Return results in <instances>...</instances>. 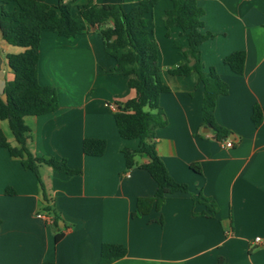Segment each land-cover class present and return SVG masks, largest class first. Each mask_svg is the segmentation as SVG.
Wrapping results in <instances>:
<instances>
[{
    "label": "crops",
    "instance_id": "0c3cea01",
    "mask_svg": "<svg viewBox=\"0 0 264 264\" xmlns=\"http://www.w3.org/2000/svg\"><path fill=\"white\" fill-rule=\"evenodd\" d=\"M138 1L76 0L73 10L89 3L121 4L128 13ZM156 1L150 22L161 77L170 88L160 97L168 124L156 131V149L170 176L189 193L170 196L160 211L133 217L137 201L154 197L157 185L139 166L149 162L146 156L128 168L123 154L124 148H139L138 141L121 138L112 107L136 97L130 78L113 72L116 61L95 31L74 39L43 31L38 79L56 90L59 108L25 118L31 131L27 147L34 156L81 174L41 165L38 179L20 158L0 148V264H100L103 244L127 249L113 264H264V121L258 128L252 121L256 105L264 113V0H196L205 11L203 31L216 35L201 47L205 71L214 67L229 86L228 95L217 101L215 119L231 132L230 149L204 125L199 75L170 74L185 61L188 40L179 28H165L172 1ZM46 3L56 7L59 0ZM15 9L16 4L6 6ZM236 51L246 52L243 75L224 63ZM22 52L0 31L5 89L14 79L7 57ZM0 127L17 148L8 122L0 121ZM85 139L105 140L106 153L86 155ZM200 195L217 205L216 213L195 200ZM46 200L60 216L57 226L39 217Z\"/></svg>",
    "mask_w": 264,
    "mask_h": 264
},
{
    "label": "trees",
    "instance_id": "16d2710c",
    "mask_svg": "<svg viewBox=\"0 0 264 264\" xmlns=\"http://www.w3.org/2000/svg\"><path fill=\"white\" fill-rule=\"evenodd\" d=\"M66 1L59 0L58 6L51 7L46 0H0L2 37L9 45L23 49L22 53L7 57L14 74V79L7 83L5 89L8 103H4L0 95V121L8 122L18 147L13 148L9 144L0 127V148H5L12 156L20 158L24 168L35 173L38 179L41 165H47L62 174H81L80 170L69 168L64 163L34 156L27 147L31 131L25 118L46 115L59 108L56 90L41 86L38 79L42 32L52 30L60 37L74 39L78 35L95 31L101 36L106 52L116 61L113 72L129 77V86L136 91L134 99L115 104V121L121 138L139 142L138 149H123L127 167L138 166L137 159L146 156L149 162L139 166L149 172L157 185L154 197L140 198L137 201L133 217L146 216L153 209L160 211L170 196L188 194L189 190L187 185L177 183L170 176L156 149V131L168 124L160 107V97L170 92L161 77L159 48L150 22L157 1L139 0L128 13L121 4L94 3L81 6L76 12L73 10L76 0ZM171 1L173 7L165 13V28L168 31L179 28L187 38L188 46L182 52L185 61L169 72L174 76L187 77L193 73L199 75V82L204 89V125L210 126L217 141L224 142L231 132L217 124L215 110L218 99L228 95L229 86L214 67L205 71L201 54L202 45L216 35L203 31L205 11L196 0ZM10 4H16V9L12 12L6 10V6ZM246 57L245 51H236L228 55L224 63L235 74L243 75ZM252 121L257 128L263 124L264 113L259 105L254 107ZM106 150L105 140L85 139L83 142V151L88 156L101 157ZM192 169L201 173L199 165H192ZM195 200H204L208 204V210L217 212V205L211 203L210 199L200 195ZM46 201L42 214L52 220L53 226H57L60 216L50 200ZM61 237L57 235L56 242ZM127 253L124 246L103 244L100 264H113L126 257Z\"/></svg>",
    "mask_w": 264,
    "mask_h": 264
},
{
    "label": "water",
    "instance_id": "95a60500",
    "mask_svg": "<svg viewBox=\"0 0 264 264\" xmlns=\"http://www.w3.org/2000/svg\"><path fill=\"white\" fill-rule=\"evenodd\" d=\"M8 69L10 71H13L12 68L10 66H8ZM3 70V60L0 56V78H3L4 77V74L1 73ZM0 95H1V98L2 100L4 101V103H8V96L7 94L5 93V82L2 81L1 84H0ZM210 126H208V130H209Z\"/></svg>",
    "mask_w": 264,
    "mask_h": 264
},
{
    "label": "built area",
    "instance_id": "2783aa9c",
    "mask_svg": "<svg viewBox=\"0 0 264 264\" xmlns=\"http://www.w3.org/2000/svg\"><path fill=\"white\" fill-rule=\"evenodd\" d=\"M112 107L114 108V110H116L115 106H112ZM233 145H234L233 142L231 140H229V139H227L224 142H222V147L226 148V149L232 148ZM39 217H42L43 219H46V221L52 222V220L49 217H47L46 215H44V214H40ZM261 242H262V239L260 237L256 238V240H255L256 244H260Z\"/></svg>",
    "mask_w": 264,
    "mask_h": 264
}]
</instances>
